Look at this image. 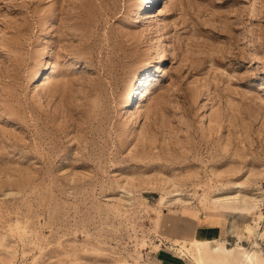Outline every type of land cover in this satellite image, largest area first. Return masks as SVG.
<instances>
[{
  "label": "rangeland",
  "instance_id": "obj_1",
  "mask_svg": "<svg viewBox=\"0 0 264 264\" xmlns=\"http://www.w3.org/2000/svg\"><path fill=\"white\" fill-rule=\"evenodd\" d=\"M147 5L0 0V264H264V0Z\"/></svg>",
  "mask_w": 264,
  "mask_h": 264
},
{
  "label": "crops",
  "instance_id": "obj_2",
  "mask_svg": "<svg viewBox=\"0 0 264 264\" xmlns=\"http://www.w3.org/2000/svg\"><path fill=\"white\" fill-rule=\"evenodd\" d=\"M195 217V216H194ZM196 218V217H195ZM193 220V235L203 239H227L232 231L233 220L229 217L201 216ZM190 220V219H189Z\"/></svg>",
  "mask_w": 264,
  "mask_h": 264
},
{
  "label": "bare ground",
  "instance_id": "obj_3",
  "mask_svg": "<svg viewBox=\"0 0 264 264\" xmlns=\"http://www.w3.org/2000/svg\"><path fill=\"white\" fill-rule=\"evenodd\" d=\"M152 1L156 2V0H145V3L149 5ZM152 7H154V6H152ZM159 12H157V13L159 14ZM155 13H156V10H154V9L152 10V8H151V10L148 11V13H147V18L149 20L154 19L156 16ZM142 97H143V94L140 95V98H138L139 99L138 102L135 104L136 110L141 107L142 103L140 104V102H141ZM136 110L130 111L131 117H133V118L135 117V111ZM204 255H205V257H204L205 259H200L199 264H226L227 263V258H226V254H225L223 247H218V248H215L212 250L208 249Z\"/></svg>",
  "mask_w": 264,
  "mask_h": 264
}]
</instances>
